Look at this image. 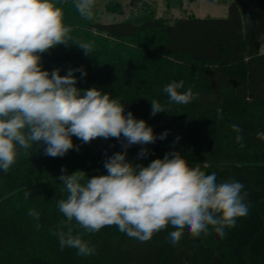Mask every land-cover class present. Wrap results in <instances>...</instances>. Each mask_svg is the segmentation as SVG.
<instances>
[{
  "label": "trees",
  "instance_id": "obj_1",
  "mask_svg": "<svg viewBox=\"0 0 264 264\" xmlns=\"http://www.w3.org/2000/svg\"><path fill=\"white\" fill-rule=\"evenodd\" d=\"M52 2L62 9L63 24L72 28L69 44L91 42L93 48L85 56L76 45H59L42 54V69L58 68L64 76L69 68H83L86 77L75 73L77 88L109 93L125 106V115L130 111L146 121L154 135L169 132L163 141L129 148L128 161L147 166L169 151H180L190 167L199 165L205 174L215 173L218 183H243L249 212L225 229L223 237L211 229L207 235L191 237L186 228L174 246L168 239L175 230L170 225L140 242L116 225L88 233L73 221L62 230L71 227L73 235H80L96 252L81 257L73 248L61 251L52 233L66 222L57 201L67 193L58 177L83 172L84 183L107 174L106 158L72 137L79 151L74 148L53 158L43 154V146L39 151L34 146L28 155L18 149L8 173L0 170V264H264V138L258 135L264 133V54L259 52L264 45L260 39L264 0H231L225 18L174 20L157 17L153 6L142 2L128 18L113 24L82 18L73 0ZM106 9L122 12L119 3ZM181 80L184 87L179 91L191 88L193 99L177 105L169 102L163 88ZM152 100L161 103L164 113L151 115ZM234 124L242 130L241 142L236 140ZM105 141L114 153L122 151L119 140ZM142 147L151 154L140 160ZM61 168L67 172L61 173ZM28 192L31 195L25 199ZM30 209L40 213L38 221L28 215Z\"/></svg>",
  "mask_w": 264,
  "mask_h": 264
},
{
  "label": "clouds",
  "instance_id": "obj_2",
  "mask_svg": "<svg viewBox=\"0 0 264 264\" xmlns=\"http://www.w3.org/2000/svg\"><path fill=\"white\" fill-rule=\"evenodd\" d=\"M94 5L95 0H73L78 14L87 20L93 18ZM71 32L72 28L63 24L62 9L52 0H0V170L8 173L16 163L18 149L28 155L34 146L37 151L43 146V154L55 158L74 148L79 151L72 137L83 144L115 138L122 151L104 160L106 175L93 176L84 183L83 172L58 177L62 191L67 193L57 201L66 222L61 221V230L52 233L61 251L73 248L81 257L96 252L80 235L74 236L71 227L67 232L62 230L65 223L71 225L73 221L88 233L116 225L120 232L140 242L151 240L170 225L175 229L168 234L173 246L186 228L191 237L207 235L210 229L223 237L225 229L234 227L237 219L249 212L245 185L235 180L218 183L215 173L205 174L199 165L190 167L180 151H169L147 166L129 162V148L163 141L169 132L154 135L146 121L137 120L130 111L125 115V106L109 93L95 87L77 88L75 73L79 72L81 79L86 77L83 68H69L64 76L58 68L51 72L42 69V54L59 45H76L90 56L92 43L69 44ZM259 52L264 54V45ZM183 87V80L172 81L163 92L171 103L188 104L193 93L191 88L179 91ZM150 104L153 117L164 113L158 100ZM232 128L238 133L237 142H241L242 130L235 124ZM258 135L264 138V133ZM179 140L177 137L173 148ZM150 154L142 147L137 159ZM66 172L61 168V173ZM30 195L25 193V199ZM28 215L37 221L40 218L32 209Z\"/></svg>",
  "mask_w": 264,
  "mask_h": 264
},
{
  "label": "rangeland",
  "instance_id": "obj_3",
  "mask_svg": "<svg viewBox=\"0 0 264 264\" xmlns=\"http://www.w3.org/2000/svg\"><path fill=\"white\" fill-rule=\"evenodd\" d=\"M167 1L171 4L167 6ZM181 4L175 0H139L133 5V0H95L93 8V19L103 24H113L123 21L130 14L136 11L142 2H147L153 6L157 17L167 18L169 20L196 17V18H225L228 14V8L231 0H180ZM119 3L122 12H108V4ZM95 152L99 155L110 156L114 148L105 140L95 139L89 143ZM114 154V153H113ZM136 163L144 164L143 161Z\"/></svg>",
  "mask_w": 264,
  "mask_h": 264
},
{
  "label": "water",
  "instance_id": "obj_4",
  "mask_svg": "<svg viewBox=\"0 0 264 264\" xmlns=\"http://www.w3.org/2000/svg\"><path fill=\"white\" fill-rule=\"evenodd\" d=\"M113 153H114V151L111 153V155H113ZM111 155H110V156H111ZM110 156L108 155V156H104V157L107 158V157H110Z\"/></svg>",
  "mask_w": 264,
  "mask_h": 264
}]
</instances>
